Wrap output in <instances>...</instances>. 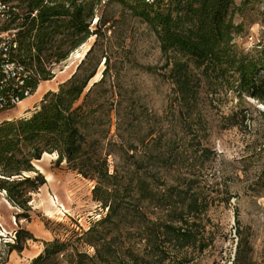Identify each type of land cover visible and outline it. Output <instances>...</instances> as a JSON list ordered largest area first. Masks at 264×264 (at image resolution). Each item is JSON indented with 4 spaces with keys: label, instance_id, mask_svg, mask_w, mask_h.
I'll use <instances>...</instances> for the list:
<instances>
[{
    "label": "trees",
    "instance_id": "1",
    "mask_svg": "<svg viewBox=\"0 0 264 264\" xmlns=\"http://www.w3.org/2000/svg\"><path fill=\"white\" fill-rule=\"evenodd\" d=\"M248 3L0 0V113L15 107L13 98L22 101L53 79L54 68L95 37L67 80L42 93L23 115L0 121V193L22 210L16 220L27 217L31 193L45 184L35 167L44 153H56V163L93 181L92 198L105 210L77 241H44L30 264H189L193 252L207 248L209 203L193 168L197 152L206 161L209 149L198 140L185 158L180 146L204 131L203 92L264 103V48L253 55L234 41L245 27L234 16ZM116 5L154 35L162 77L171 85L168 109L154 114L149 127L146 109L108 74L107 54L96 52L109 23L104 12ZM102 60L100 78L90 83ZM4 64L14 65L13 74L6 76ZM237 117L245 118L243 109L225 119L233 125ZM32 239L18 228L5 244L21 252ZM82 245L93 253L81 251Z\"/></svg>",
    "mask_w": 264,
    "mask_h": 264
},
{
    "label": "rangeland",
    "instance_id": "2",
    "mask_svg": "<svg viewBox=\"0 0 264 264\" xmlns=\"http://www.w3.org/2000/svg\"><path fill=\"white\" fill-rule=\"evenodd\" d=\"M233 1L238 6L243 0ZM247 1L243 13L234 16L236 23H245L234 41L254 55L264 48V0ZM104 14L109 23L107 28H101L102 37L96 52L107 54L108 74L118 79L122 92L137 98V105L146 109V126L149 127L154 114L163 115L168 109L171 86L162 77L164 69H161L157 42L144 24L127 14L123 16L120 6H110ZM95 22L96 19L92 21V29H95ZM94 39L90 37L86 44L58 64L53 79L41 82L31 96L14 108L2 111L0 121L23 115L42 93L55 90L59 83L67 80L85 55L78 58V53L88 44L86 51ZM148 66L153 70L147 69ZM103 68L102 60L90 83L100 78ZM203 94L200 109L204 131L193 138L191 145L180 146V150L185 158L191 156L198 140L209 149L210 157L206 161L197 152L193 170L198 172L197 186L209 203L205 230L212 241L202 252H193L189 264H264V103L247 96L238 99L230 92H222L215 98L206 92ZM241 109L245 114L242 121L237 117L236 124L232 125L225 119L231 112ZM111 127L113 134L115 127ZM43 155L35 167L44 176L45 184L31 193L24 210L27 217L20 216L16 220V214L22 210L11 205L5 194L0 193L2 264H30L32 258L42 252L44 241L55 238L77 241L81 231L105 214L92 198L93 181L67 168L64 162L56 163V153ZM18 228L28 230L33 239L27 240L21 252L8 251L5 242L14 240ZM79 249L93 253L86 245Z\"/></svg>",
    "mask_w": 264,
    "mask_h": 264
},
{
    "label": "built area",
    "instance_id": "3",
    "mask_svg": "<svg viewBox=\"0 0 264 264\" xmlns=\"http://www.w3.org/2000/svg\"><path fill=\"white\" fill-rule=\"evenodd\" d=\"M4 73L7 75L13 74L14 72V65L13 64H4ZM19 102H21L18 98H13L10 103L12 105H17ZM0 107H2V103H0Z\"/></svg>",
    "mask_w": 264,
    "mask_h": 264
},
{
    "label": "bare ground",
    "instance_id": "4",
    "mask_svg": "<svg viewBox=\"0 0 264 264\" xmlns=\"http://www.w3.org/2000/svg\"><path fill=\"white\" fill-rule=\"evenodd\" d=\"M85 44H86V43H85ZM87 47H88V44L83 46L82 51L78 53V58H80V57L83 55V53L86 52L85 49H86ZM84 51H85V52H84ZM45 155H49V154H46V153H45ZM43 156H44V155H43ZM40 170H41V169H40Z\"/></svg>",
    "mask_w": 264,
    "mask_h": 264
},
{
    "label": "crops",
    "instance_id": "5",
    "mask_svg": "<svg viewBox=\"0 0 264 264\" xmlns=\"http://www.w3.org/2000/svg\"><path fill=\"white\" fill-rule=\"evenodd\" d=\"M41 95H42V94H41ZM31 107H32V106H31ZM31 107H30V108H31ZM28 109H29V108H28ZM26 110H27V109H26Z\"/></svg>",
    "mask_w": 264,
    "mask_h": 264
},
{
    "label": "water",
    "instance_id": "6",
    "mask_svg": "<svg viewBox=\"0 0 264 264\" xmlns=\"http://www.w3.org/2000/svg\"><path fill=\"white\" fill-rule=\"evenodd\" d=\"M89 48H90V47H89ZM89 48H88V49H89ZM88 49H87V50H88ZM87 50H86V51H87ZM85 53H86V52H85Z\"/></svg>",
    "mask_w": 264,
    "mask_h": 264
}]
</instances>
